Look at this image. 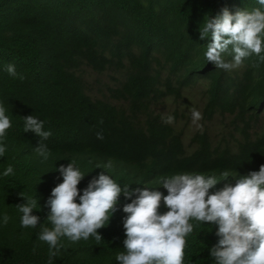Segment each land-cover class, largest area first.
Listing matches in <instances>:
<instances>
[{"label": "trees", "instance_id": "obj_1", "mask_svg": "<svg viewBox=\"0 0 264 264\" xmlns=\"http://www.w3.org/2000/svg\"><path fill=\"white\" fill-rule=\"evenodd\" d=\"M223 7L264 10L257 0H0V101L12 122L0 157V264H49L48 245L37 238L40 229L20 226L17 204L24 202L20 193L37 197L33 214L51 227L45 202L63 180L56 170L61 164L74 161L81 167V192L104 172L121 186L156 188L165 195L159 180L185 169L218 179L228 171L231 176L210 192L259 170L264 63L252 55L233 71L216 68L205 57L210 37L199 38L200 28ZM223 55L230 61L231 49ZM9 63L23 80L8 74ZM84 66L97 73L121 71L123 78L106 96L94 95ZM199 85L204 86L203 118L222 116L230 129L219 140L209 129L198 130L190 149L184 132L165 124L157 107ZM28 115L52 132L45 141L47 160L34 151L40 138L24 132ZM109 161L111 169L97 167ZM9 165L14 174L5 177ZM128 202L121 194L109 224L98 230L102 240L64 238L65 249L52 264H118L115 257L124 251L126 238L122 209ZM159 211H167L163 203ZM216 227L194 228L186 238L184 264H215L209 249L218 241Z\"/></svg>", "mask_w": 264, "mask_h": 264}, {"label": "clouds", "instance_id": "obj_2", "mask_svg": "<svg viewBox=\"0 0 264 264\" xmlns=\"http://www.w3.org/2000/svg\"><path fill=\"white\" fill-rule=\"evenodd\" d=\"M264 7V0H257ZM210 37L205 53L206 60L216 68L233 71L243 66L244 60L252 55L264 63V10L261 7L237 9L235 12L223 7L214 17H210L200 28V39ZM231 49L232 59L224 58ZM255 66H258L255 65ZM12 77H25L9 63L5 69ZM0 101V157L7 151L5 143L7 130L12 122ZM192 124L203 132L202 113L190 108ZM24 119V132H33L40 139L34 151L47 160L50 150L45 143L52 132L44 129V121L28 115ZM165 124H173L174 116L162 117ZM103 139V133H97ZM99 168L111 169L109 161ZM78 164L71 161L56 169L63 177L62 182L52 188L45 202L49 211L47 221L51 227L41 223L33 214L38 199L19 195L24 199L17 204L22 216V228H39L37 238L49 248V264L65 249L63 239L71 243L94 238L102 240L99 229L110 222L117 210L121 194L130 202L123 205L125 239L124 251L115 259L118 264H184L187 237L197 225L217 226V243L209 249L215 264H264V164L258 171H249L240 176L235 185L225 184L223 188L211 191L221 180L230 177L223 172L222 179L215 175L195 174V169H185L182 173L162 177L159 184L167 190L165 195L156 188L121 186L109 174L101 172L93 177L82 190L78 187L85 173ZM108 173V172H107ZM14 174L9 165L3 172L7 177ZM134 197V198H133ZM167 211L161 213V204ZM41 206L39 205V208ZM10 217L3 215L2 223L7 225ZM36 249H33L35 252Z\"/></svg>", "mask_w": 264, "mask_h": 264}, {"label": "rangeland", "instance_id": "obj_3", "mask_svg": "<svg viewBox=\"0 0 264 264\" xmlns=\"http://www.w3.org/2000/svg\"><path fill=\"white\" fill-rule=\"evenodd\" d=\"M85 74L91 84L92 93L94 95L106 96L108 93L107 88L117 85L123 78V73L116 70H106L102 73H97L89 66H84ZM203 85L193 86L184 92L182 98L178 100L167 99L162 102L157 110L161 111L165 116L173 115L174 124L179 130L184 132V142L191 149V139L194 133L198 131L195 125L192 124L190 108L194 107L201 112L204 103L202 96ZM179 112L180 116H175L174 112ZM204 129H209L216 140L223 138V133L227 135V129H230V120L224 119L222 116L217 115L212 120L200 121ZM264 126V118L262 120Z\"/></svg>", "mask_w": 264, "mask_h": 264}]
</instances>
